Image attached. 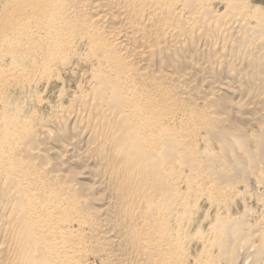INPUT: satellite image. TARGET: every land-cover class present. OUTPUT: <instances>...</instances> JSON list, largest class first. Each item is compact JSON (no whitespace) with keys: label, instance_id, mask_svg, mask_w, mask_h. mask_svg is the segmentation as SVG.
Segmentation results:
<instances>
[{"label":"bare ground","instance_id":"1","mask_svg":"<svg viewBox=\"0 0 264 264\" xmlns=\"http://www.w3.org/2000/svg\"><path fill=\"white\" fill-rule=\"evenodd\" d=\"M253 183L264 4L0 0V264H264Z\"/></svg>","mask_w":264,"mask_h":264},{"label":"rangeland","instance_id":"2","mask_svg":"<svg viewBox=\"0 0 264 264\" xmlns=\"http://www.w3.org/2000/svg\"><path fill=\"white\" fill-rule=\"evenodd\" d=\"M255 2L256 3H262V4H264V0H255ZM58 88H56L54 91L52 90V91H50V94H49V92H46L45 93V95H46V97H50L51 99H49V100H53L54 98H55V96H56V93H57V90ZM53 92H56L55 94L53 93ZM49 95H48V94ZM50 95H53V96H50ZM256 184V185H255ZM256 186H259V187H261V185L259 184H257V183H253V195L251 194V195H248L247 196V199H248V201H250L249 202V204H251L253 207H255V206H257L259 209H261L262 207H263V210H264V189H263V187H261V188H259V187H256ZM241 187H243V185H241ZM244 188V187H243ZM243 188L241 189V190H243ZM258 188V189H257ZM255 189V190H254ZM255 191V192H254ZM256 194V195H255ZM259 197V198H258ZM260 197H261V199H260ZM257 200H260V201H257ZM260 202V203H259ZM263 203V204H262ZM262 210V209H261ZM260 213H262V212H260ZM258 214V213H257Z\"/></svg>","mask_w":264,"mask_h":264}]
</instances>
